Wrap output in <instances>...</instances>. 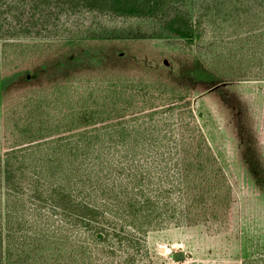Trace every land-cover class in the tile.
Returning <instances> with one entry per match:
<instances>
[{
	"label": "trees",
	"instance_id": "trees-1",
	"mask_svg": "<svg viewBox=\"0 0 264 264\" xmlns=\"http://www.w3.org/2000/svg\"><path fill=\"white\" fill-rule=\"evenodd\" d=\"M30 1L32 18L52 4L60 13L85 8L124 18L175 7L166 28L187 44L202 35L203 15L193 20L176 8L182 0ZM18 75L3 76L0 86ZM12 111L0 152V264H151L149 232L194 224L220 231L229 223L231 185L174 87L72 77ZM241 264H264V254Z\"/></svg>",
	"mask_w": 264,
	"mask_h": 264
},
{
	"label": "rangeland",
	"instance_id": "rangeland-1",
	"mask_svg": "<svg viewBox=\"0 0 264 264\" xmlns=\"http://www.w3.org/2000/svg\"><path fill=\"white\" fill-rule=\"evenodd\" d=\"M0 0V152L4 116L29 94L67 78L127 76L181 91L232 189L231 218L220 231L202 224L148 233L151 264H241L264 254V0H182L193 20L203 15L192 44L159 17H117L79 8L60 13L52 4L31 17V1ZM217 8H216V7ZM17 7V8H16ZM7 146V145H6ZM185 257L175 260L173 253Z\"/></svg>",
	"mask_w": 264,
	"mask_h": 264
}]
</instances>
